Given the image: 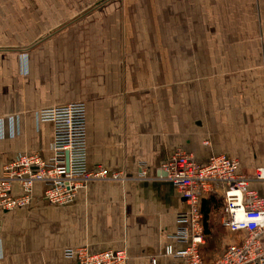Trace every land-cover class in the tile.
Here are the masks:
<instances>
[{"label": "crops", "instance_id": "0c3cea01", "mask_svg": "<svg viewBox=\"0 0 264 264\" xmlns=\"http://www.w3.org/2000/svg\"><path fill=\"white\" fill-rule=\"evenodd\" d=\"M104 1L0 0V177L22 154L51 160L55 127L38 112L75 103L87 169L120 176L65 206L35 184L28 207L0 211V264H77L76 248L186 264L166 255L186 248L175 236L188 207L163 164L184 151L236 159L251 180L264 167V0ZM250 188L264 198V183ZM224 206L222 186L201 205L206 264L245 237L224 228Z\"/></svg>", "mask_w": 264, "mask_h": 264}, {"label": "built area", "instance_id": "2783aa9c", "mask_svg": "<svg viewBox=\"0 0 264 264\" xmlns=\"http://www.w3.org/2000/svg\"><path fill=\"white\" fill-rule=\"evenodd\" d=\"M38 118L54 124L53 157L45 161L37 154H22L4 168L0 177V211L26 208L31 204L35 184L45 186L44 197L49 204H71L79 190L95 180H117L99 168L87 169L86 106L75 103L41 110ZM239 162L225 155L213 157L207 164L197 163L191 155L177 151L163 164L164 179L174 184L188 210L178 215L182 229L175 238L186 248L166 255L183 259L186 264H206L201 248L205 244V231L201 205L217 186L224 188L223 226L232 233H244L237 245L229 246L210 264H264V198L250 188V182L264 183V167L258 168L253 180L238 173ZM20 184L23 195L14 197L12 188ZM68 259L77 264H127L126 250H106L91 253L87 248L68 249ZM151 264H157L155 258Z\"/></svg>", "mask_w": 264, "mask_h": 264}, {"label": "rangeland", "instance_id": "374dc122", "mask_svg": "<svg viewBox=\"0 0 264 264\" xmlns=\"http://www.w3.org/2000/svg\"><path fill=\"white\" fill-rule=\"evenodd\" d=\"M111 1H113V0H105L104 2H103V4H105V3H109V2H111ZM115 1V0H114ZM125 1H128V0H125ZM131 1V0H130ZM102 4V5H103ZM96 7H98V6H95V8ZM93 9H94V7H93ZM93 9H91V11H93ZM87 13H89V12H87ZM84 17V15L82 14V15H76V21H81V19Z\"/></svg>", "mask_w": 264, "mask_h": 264}, {"label": "water", "instance_id": "95a60500", "mask_svg": "<svg viewBox=\"0 0 264 264\" xmlns=\"http://www.w3.org/2000/svg\"><path fill=\"white\" fill-rule=\"evenodd\" d=\"M165 175V174H164Z\"/></svg>", "mask_w": 264, "mask_h": 264}]
</instances>
